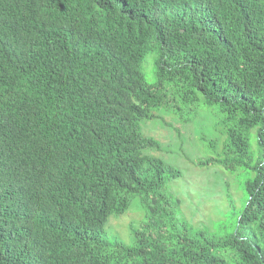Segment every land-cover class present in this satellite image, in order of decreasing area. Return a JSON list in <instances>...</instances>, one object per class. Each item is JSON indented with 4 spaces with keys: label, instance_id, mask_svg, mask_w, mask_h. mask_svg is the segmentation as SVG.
<instances>
[{
    "label": "trees",
    "instance_id": "trees-1",
    "mask_svg": "<svg viewBox=\"0 0 264 264\" xmlns=\"http://www.w3.org/2000/svg\"><path fill=\"white\" fill-rule=\"evenodd\" d=\"M183 155L247 172L226 235L180 219ZM0 264H264V0H0Z\"/></svg>",
    "mask_w": 264,
    "mask_h": 264
},
{
    "label": "rangeland",
    "instance_id": "rangeland-1",
    "mask_svg": "<svg viewBox=\"0 0 264 264\" xmlns=\"http://www.w3.org/2000/svg\"><path fill=\"white\" fill-rule=\"evenodd\" d=\"M143 65L144 70L146 62ZM146 78L149 81L151 76L146 74ZM162 119L164 125L146 122L142 123V127L146 135H150L162 143L165 150L162 156L172 160L177 153L176 147L172 148V144L169 143L175 141L173 127L180 129L182 137L188 135V138H191L190 132L189 129L181 127L176 120L167 115L162 116ZM183 150L191 157L197 155L198 151L200 156L205 157L206 154L201 148L197 149L192 139L191 145H188L186 140L184 141ZM186 156L183 155L175 161L182 176L170 181L166 188L168 194L180 198L184 203L181 207L182 216L180 219L187 220L193 229H205L226 235L233 228L235 216L244 206L246 195L243 184L247 178V172L237 169L231 173L217 166L198 168L192 163H186ZM219 169L222 171L220 172ZM137 205L138 202L134 200L130 208L137 209ZM136 214L137 211L130 209L123 215L111 217L110 220L118 219V221H111L112 225L119 224L115 227L107 224L106 235L110 239L117 238L129 244L131 242L129 229L131 226L137 225Z\"/></svg>",
    "mask_w": 264,
    "mask_h": 264
}]
</instances>
